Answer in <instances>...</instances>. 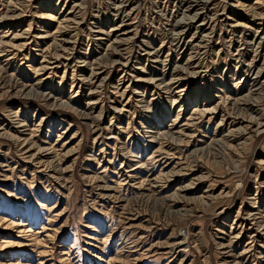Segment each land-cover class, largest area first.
I'll list each match as a JSON object with an SVG mask.
<instances>
[{
	"label": "rangeland",
	"instance_id": "374dc122",
	"mask_svg": "<svg viewBox=\"0 0 264 264\" xmlns=\"http://www.w3.org/2000/svg\"><path fill=\"white\" fill-rule=\"evenodd\" d=\"M0 264H264V0H0Z\"/></svg>",
	"mask_w": 264,
	"mask_h": 264
}]
</instances>
